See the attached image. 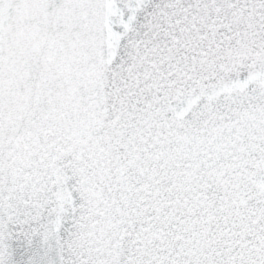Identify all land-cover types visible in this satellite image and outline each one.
Wrapping results in <instances>:
<instances>
[{"label":"snow or ice","instance_id":"6c2138e0","mask_svg":"<svg viewBox=\"0 0 264 264\" xmlns=\"http://www.w3.org/2000/svg\"><path fill=\"white\" fill-rule=\"evenodd\" d=\"M0 264H264V0H0Z\"/></svg>","mask_w":264,"mask_h":264}]
</instances>
